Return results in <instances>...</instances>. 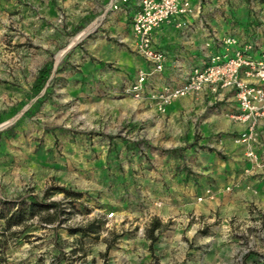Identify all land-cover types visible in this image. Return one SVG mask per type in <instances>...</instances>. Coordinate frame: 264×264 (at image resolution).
<instances>
[{
	"label": "rangeland",
	"instance_id": "rangeland-1",
	"mask_svg": "<svg viewBox=\"0 0 264 264\" xmlns=\"http://www.w3.org/2000/svg\"><path fill=\"white\" fill-rule=\"evenodd\" d=\"M108 1L0 0V198L47 191L66 209L51 225L38 213L10 230L0 221V264H264V189L191 205L151 189L150 173H193L189 132L130 93L144 59ZM60 188L81 196L69 204ZM92 220L96 234L69 233Z\"/></svg>",
	"mask_w": 264,
	"mask_h": 264
},
{
	"label": "crops",
	"instance_id": "crops-1",
	"mask_svg": "<svg viewBox=\"0 0 264 264\" xmlns=\"http://www.w3.org/2000/svg\"><path fill=\"white\" fill-rule=\"evenodd\" d=\"M190 1L199 9L194 15L182 18L184 27L178 28L172 22L153 32V46L164 54L165 59L161 72H153L144 60L143 72H148L146 93L163 86L182 85L193 68H204L215 55L227 53L232 56L237 48L245 45L252 46L249 54L253 59L264 51V0ZM136 9V0H129L119 10L110 11L109 17L112 24L118 25L119 32L127 21L129 30H121L122 42L134 52L130 23ZM227 38H234L237 44L227 45L224 43ZM240 77L245 79L242 71ZM245 81L252 82L251 79ZM145 103L154 106L151 102ZM238 113L234 89L213 91L210 87L176 99L165 113H159L166 115L167 121L175 122L182 132H189L188 148L193 152L183 156L185 166H190L193 173L188 170L171 173L167 167L160 173H150L151 189L158 188L162 196L173 195L180 205H191L198 198H202L199 202H214L219 192L236 185L239 187L235 191L248 203L251 194L264 189V179L259 175L264 168V120L257 127L258 139L254 145L261 166H254L245 156L246 147L236 141L246 128V122L237 118ZM162 182L165 187H161ZM170 183L174 186H169ZM202 186H205L203 191ZM206 190L211 191V198L206 195Z\"/></svg>",
	"mask_w": 264,
	"mask_h": 264
},
{
	"label": "built area",
	"instance_id": "built-area-1",
	"mask_svg": "<svg viewBox=\"0 0 264 264\" xmlns=\"http://www.w3.org/2000/svg\"><path fill=\"white\" fill-rule=\"evenodd\" d=\"M129 0H109L107 10L117 11ZM137 9L131 17V31L134 37L135 52L151 67L153 72H161L164 65V54L153 46V32L164 24L175 23L184 27L182 18L194 15L198 7L190 0H136ZM227 45H235L234 38L224 40ZM251 45L237 48L232 56L218 54L210 59L204 68H193L185 83L177 87L163 86L160 90L145 91L146 72H139L129 87L135 99L151 102L155 108L164 113L169 105L178 98L198 93L205 87L213 91L231 88L235 91L239 113L237 118L246 122V128L239 133L236 141L246 147L245 156L254 166L258 163L254 145L257 143V127L264 120V51L253 59L249 52ZM241 71L248 83L240 77ZM206 195L212 197L210 190ZM201 201L202 198H198ZM114 213H109L111 219Z\"/></svg>",
	"mask_w": 264,
	"mask_h": 264
},
{
	"label": "trees",
	"instance_id": "trees-1",
	"mask_svg": "<svg viewBox=\"0 0 264 264\" xmlns=\"http://www.w3.org/2000/svg\"><path fill=\"white\" fill-rule=\"evenodd\" d=\"M52 66H43L38 70L37 76L32 84L31 93L33 96L42 92L46 86L49 76L51 75ZM64 193L65 198H71L68 203H73L79 199L81 193L65 190L63 188L57 189ZM46 191L41 199H38L35 195H28L26 198L17 199H5L0 198V221L3 223V227L6 230H10L13 227L20 226L26 218H31L35 214H42L41 219L46 224H54L59 222L60 216L66 212L63 203L60 201L50 200ZM95 220H92L85 228L70 229V234L88 235L90 233L96 234L101 225H95ZM162 227L158 219H152L148 230L146 231L147 237L151 242L156 241L157 236H154L155 229ZM14 233V232H13ZM54 264V263H49Z\"/></svg>",
	"mask_w": 264,
	"mask_h": 264
}]
</instances>
